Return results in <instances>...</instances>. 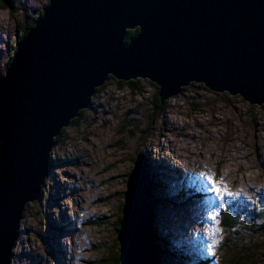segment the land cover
I'll use <instances>...</instances> for the list:
<instances>
[{
    "label": "rangeland",
    "instance_id": "obj_1",
    "mask_svg": "<svg viewBox=\"0 0 264 264\" xmlns=\"http://www.w3.org/2000/svg\"><path fill=\"white\" fill-rule=\"evenodd\" d=\"M10 1L11 8L0 7V76L14 56L17 29L26 17L38 19L49 0ZM137 79L107 78L55 139L38 197L23 206L8 264H111L137 158L146 173L138 189L159 198L148 222L162 250L156 264H264V231L256 232L264 229V104L192 82L159 106L158 86ZM205 176L233 194L215 221L208 213L220 201ZM225 209L237 231L222 225Z\"/></svg>",
    "mask_w": 264,
    "mask_h": 264
},
{
    "label": "water",
    "instance_id": "obj_2",
    "mask_svg": "<svg viewBox=\"0 0 264 264\" xmlns=\"http://www.w3.org/2000/svg\"><path fill=\"white\" fill-rule=\"evenodd\" d=\"M110 75L148 78L160 102L200 82L262 105L264 0H49L0 77V264H8L24 204L38 197L54 138ZM141 163L135 160L124 192L117 233L123 264L127 237L136 235L126 225L135 202L147 218L141 231L150 226V196L138 189ZM144 236L143 260L156 264Z\"/></svg>",
    "mask_w": 264,
    "mask_h": 264
},
{
    "label": "trees",
    "instance_id": "obj_3",
    "mask_svg": "<svg viewBox=\"0 0 264 264\" xmlns=\"http://www.w3.org/2000/svg\"><path fill=\"white\" fill-rule=\"evenodd\" d=\"M0 7H2V8H11L12 7V2L10 0H1L0 1ZM41 14H42V10H40L38 12V15L39 16ZM34 24H35V19H31L29 17H26L25 18V23L23 25V28L22 29H17V36L15 38L16 43H18L19 41H21L24 38V36L34 26ZM137 31H138L137 28L136 29H132V30H128L127 31V36H126V41H128L131 36H133L134 34H136ZM10 61H11V57L8 58V63L7 64H9ZM109 77H112V76L110 75ZM136 80H138V79L137 78L136 79H132V80H130V82H134ZM101 88H102V86L97 87L95 92L100 91ZM183 89H185V88L183 87L182 90ZM156 99H157L158 105L160 106L162 104V102H160V98L158 97V95L156 96ZM80 112H81V110H80ZM80 112H79V114H80ZM77 118H78V116L75 117V118H73L71 120V122H75ZM61 132H62V130H61ZM57 137H55L54 139H56ZM50 165H51V161H50ZM158 199L159 198H156V199L155 198H150V200H149L150 208H152L156 204V201ZM153 201H154V203H153ZM222 216H223L222 221H221L222 222V225L225 226V227H228V230L229 229L230 230L232 229L234 231L236 229V227L239 225L238 224L239 222H237L238 220L237 219H232V214L228 213L226 211V209L223 212ZM121 218H122V215L119 216V218L117 219V222H116L115 229L117 231L120 229V220H121ZM150 221H151V217H150ZM148 231H149L150 237L152 239L151 242H152V245H153L152 246V248H153V250H152L153 251V254L154 255H157V253H160L162 251L160 248H156L157 234H156L155 230L151 228V226H148ZM235 231H237V230H235ZM252 231H253V229H252ZM260 231H264V229L256 230V232H260ZM154 245H155V248H154ZM230 245L233 246L234 248H236L235 245L233 244V242ZM118 246H120V245H118ZM118 246L116 247L117 249L119 248ZM110 262H111V264H123L122 256H121L119 250L117 251V253L115 254L114 257L112 256V258L110 259Z\"/></svg>",
    "mask_w": 264,
    "mask_h": 264
},
{
    "label": "bare ground",
    "instance_id": "obj_4",
    "mask_svg": "<svg viewBox=\"0 0 264 264\" xmlns=\"http://www.w3.org/2000/svg\"><path fill=\"white\" fill-rule=\"evenodd\" d=\"M140 193H141V191H140ZM142 193H144V195L147 194L143 190H142ZM139 204H141V206H142V203L141 202ZM137 205L138 204L135 202V207H136V213L135 214H136L137 217L135 216L134 219L133 218H129L128 217L129 215L126 217V225L129 227V231L130 230H136V235H134L132 239L130 238V236L127 237L128 240H130V241H128L126 243V245H127V247H126V252H127L126 256H127V260H129L130 263H131V260L133 259L131 257H134V258L137 257L139 259V262L137 264H140V260L142 259V262L144 263L145 260H143V257H146V255H145V253H146L145 252L146 246L143 247V245H145V244L143 243L142 235L144 236L146 234L144 237H147V235H148L149 232H148V230L146 228H145L146 233L145 232H142L141 229H140L141 222L146 217V214H145V217H143L144 216V210L142 208L143 206L140 207V209L139 208L137 209ZM132 215H133V213H132ZM146 219L147 218H145V220ZM137 230H139V231H137ZM137 234H138L139 237L137 236ZM128 235H129V232H128Z\"/></svg>",
    "mask_w": 264,
    "mask_h": 264
},
{
    "label": "snow or ice",
    "instance_id": "obj_5",
    "mask_svg": "<svg viewBox=\"0 0 264 264\" xmlns=\"http://www.w3.org/2000/svg\"><path fill=\"white\" fill-rule=\"evenodd\" d=\"M204 179L209 184L208 192L213 193L216 196L217 200L220 201L218 207L213 208L208 213L209 218L215 221L218 217L220 208H222L224 206L225 197L231 196L233 194L227 190L226 186L222 187L214 177L205 176ZM215 243H216V240L213 239L211 244H209V248L213 247V245H215Z\"/></svg>",
    "mask_w": 264,
    "mask_h": 264
}]
</instances>
